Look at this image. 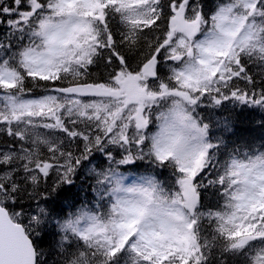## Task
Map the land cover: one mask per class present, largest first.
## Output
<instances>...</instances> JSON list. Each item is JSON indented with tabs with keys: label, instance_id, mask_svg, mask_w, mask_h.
I'll return each mask as SVG.
<instances>
[{
	"label": "snow or ice",
	"instance_id": "1",
	"mask_svg": "<svg viewBox=\"0 0 264 264\" xmlns=\"http://www.w3.org/2000/svg\"><path fill=\"white\" fill-rule=\"evenodd\" d=\"M228 103L264 110V0H0V264H264Z\"/></svg>",
	"mask_w": 264,
	"mask_h": 264
},
{
	"label": "trees",
	"instance_id": "2",
	"mask_svg": "<svg viewBox=\"0 0 264 264\" xmlns=\"http://www.w3.org/2000/svg\"><path fill=\"white\" fill-rule=\"evenodd\" d=\"M212 111V110H210ZM216 119L222 117L231 116L234 118V134L230 136V143H235L238 146H244L247 148H256L264 150V110L257 108H245L237 106L234 103H228L224 109L214 110ZM219 134V133H217ZM4 142V138L0 137V143ZM98 158L99 155L97 154ZM143 171V168L137 171ZM75 183L73 185H64L57 192L48 194L46 185H41L40 191L45 192L46 200L38 197L40 206L47 207L59 213L63 211L67 214L69 211H74L75 208L80 207L84 203H94L95 194L90 189L92 181L86 180L85 175H79L74 178ZM55 180V176L49 179L48 184L51 185ZM58 199V200H57ZM33 205H36L33 202ZM37 243L39 246L47 251L49 245L53 242L51 233L47 236L41 235L37 237ZM49 264H52L56 259L55 254L47 257Z\"/></svg>",
	"mask_w": 264,
	"mask_h": 264
},
{
	"label": "bare ground",
	"instance_id": "3",
	"mask_svg": "<svg viewBox=\"0 0 264 264\" xmlns=\"http://www.w3.org/2000/svg\"><path fill=\"white\" fill-rule=\"evenodd\" d=\"M58 200V199H57Z\"/></svg>",
	"mask_w": 264,
	"mask_h": 264
}]
</instances>
